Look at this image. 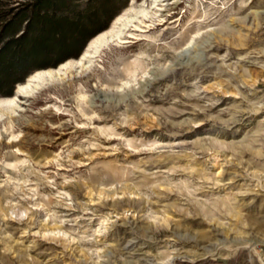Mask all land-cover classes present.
<instances>
[{
  "label": "rangeland",
  "instance_id": "1",
  "mask_svg": "<svg viewBox=\"0 0 264 264\" xmlns=\"http://www.w3.org/2000/svg\"><path fill=\"white\" fill-rule=\"evenodd\" d=\"M111 31L0 98V264H264V0H130Z\"/></svg>",
  "mask_w": 264,
  "mask_h": 264
},
{
  "label": "trees",
  "instance_id": "2",
  "mask_svg": "<svg viewBox=\"0 0 264 264\" xmlns=\"http://www.w3.org/2000/svg\"><path fill=\"white\" fill-rule=\"evenodd\" d=\"M130 0H0V98L77 59Z\"/></svg>",
  "mask_w": 264,
  "mask_h": 264
},
{
  "label": "bare ground",
  "instance_id": "3",
  "mask_svg": "<svg viewBox=\"0 0 264 264\" xmlns=\"http://www.w3.org/2000/svg\"><path fill=\"white\" fill-rule=\"evenodd\" d=\"M119 38H120V35L113 32V31L104 32L95 41L94 40L91 41L89 47L91 46L92 49L95 50V55H97V54L102 52L103 48L108 47L109 45H111L112 43L117 41V39H119ZM69 64H70V62H67L65 64H62L58 70H49V71H44V72H38V73L30 76V78L27 80L28 82L25 85L19 86V88L16 91V95H22V96H25L26 98H31V96L34 95V93H36V91H39L40 88L45 86V83L50 82L49 81L50 79L52 80V79L58 77V75L61 71L69 69V67H70ZM182 64H184V63H182ZM17 106H18L17 96L15 98L7 99L5 102L0 103V121L6 115V112L9 114L16 113L17 111L15 110V108Z\"/></svg>",
  "mask_w": 264,
  "mask_h": 264
}]
</instances>
